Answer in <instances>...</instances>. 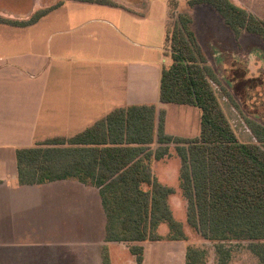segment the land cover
I'll return each instance as SVG.
<instances>
[{
	"label": "trees",
	"instance_id": "16d2710c",
	"mask_svg": "<svg viewBox=\"0 0 264 264\" xmlns=\"http://www.w3.org/2000/svg\"><path fill=\"white\" fill-rule=\"evenodd\" d=\"M76 1L114 5L109 0ZM189 5L211 6L236 40L245 32L264 41V5L254 12L232 0H190ZM46 12L37 11L22 21L0 18V22L28 26ZM192 24L187 14H180L172 27L167 24L170 64L161 71L159 102L197 108V137L166 135L165 111L153 104L114 109L73 136L17 149L19 184L41 185L69 178L90 181L98 189L106 215L104 241L129 244L135 263L143 264L141 243L187 239L168 202L175 189L158 182L151 171L152 160L167 157L169 145L175 144L187 224L214 243L218 264L226 263L229 251L225 245L233 241H250L258 264H264V124L240 113L256 142L237 139L213 84L237 110L238 104L210 65ZM161 224L168 228L166 236L159 233ZM207 255L206 249L189 245L184 264H205ZM101 261L111 264L106 246L101 247Z\"/></svg>",
	"mask_w": 264,
	"mask_h": 264
},
{
	"label": "crops",
	"instance_id": "0c3cea01",
	"mask_svg": "<svg viewBox=\"0 0 264 264\" xmlns=\"http://www.w3.org/2000/svg\"><path fill=\"white\" fill-rule=\"evenodd\" d=\"M4 1L9 0H0V18L7 20H27L37 11L47 12L28 26L0 22V264H47L49 233L78 231L74 224L86 234L98 231L101 247L109 252L110 244L126 243L104 241L106 215L98 189L75 178L20 185L16 150L73 136L114 109L144 104L165 111L166 135L186 138L168 130V109L175 104L159 102L161 71L170 64L169 3L109 0L111 6L26 0V8L8 9ZM232 1L254 12L255 6ZM224 36L232 43L226 31ZM201 41L218 74L202 37ZM169 163L153 159L151 171L158 182L174 188L170 183L179 181L180 166L172 172L167 170ZM179 190L178 186L175 192ZM7 224L20 238L26 235V242L4 240Z\"/></svg>",
	"mask_w": 264,
	"mask_h": 264
},
{
	"label": "rangeland",
	"instance_id": "374dc122",
	"mask_svg": "<svg viewBox=\"0 0 264 264\" xmlns=\"http://www.w3.org/2000/svg\"><path fill=\"white\" fill-rule=\"evenodd\" d=\"M167 1L169 3L167 24L172 27L180 14H187L193 19L192 28L200 36L199 42L202 37L206 43L208 57L217 69L222 84L237 102L239 110L235 109L219 87L213 84L218 103L237 139L243 143L256 142L240 113L264 124V41L257 35L243 34L241 42H236L233 32L209 5L190 6V0ZM242 1L248 6L258 7L257 10H261L259 7L264 5L262 0ZM26 2V0H9L2 3L8 9L15 7L24 9L27 7ZM17 3L20 5H14ZM225 31L230 41L236 43L235 45L224 39ZM169 107L168 130L180 134L178 136L181 137L194 138L197 136L199 132V110L188 105H171ZM183 128L185 129L182 130ZM169 147L172 155L169 153L164 159L170 162L167 170L175 172L181 166V161L177 156L176 145L170 144ZM170 184L176 190L179 181L176 180ZM168 202L174 218L182 224L187 239L185 241L162 240L141 243L144 247L143 264H184L185 249L189 245L207 250L208 255L205 264H218L214 243L202 238L197 231L187 224V201L182 196L181 191L170 195ZM72 228L78 231L49 233L48 239L52 240V243L49 241L51 245H48L47 249L49 253L47 264H102V244L99 243L98 231L92 229L90 233L86 234L83 232V227L78 224H74ZM9 229L12 232H9ZM5 231L6 235L2 236L4 240L21 242L24 239L23 242H26L27 236L22 235V238L17 236L10 224L6 225ZM167 232V226L161 224L159 233L166 236ZM250 244V241L226 242L225 246L229 251V258L225 264H258V259L250 250ZM128 245H109L111 264H136L135 257L129 252ZM44 250L46 251V249ZM27 257L29 256L24 254V258L27 259Z\"/></svg>",
	"mask_w": 264,
	"mask_h": 264
}]
</instances>
